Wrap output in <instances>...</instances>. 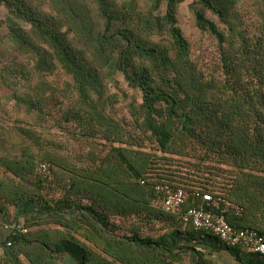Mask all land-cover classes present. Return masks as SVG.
Instances as JSON below:
<instances>
[{
    "label": "trees",
    "instance_id": "trees-1",
    "mask_svg": "<svg viewBox=\"0 0 264 264\" xmlns=\"http://www.w3.org/2000/svg\"><path fill=\"white\" fill-rule=\"evenodd\" d=\"M186 1L156 0L167 5L160 17L121 9L116 0H0L28 26L3 30L0 20V94L11 81L14 104L8 111L0 102V211L37 206L22 221L14 217L4 243L8 264H23L22 257L64 264L68 254L74 264H214L210 257L224 250L242 264H264V256L153 205L159 185L221 196L243 209L225 215L231 226L264 238V0H248L262 19L256 39L235 26V9L246 0H194L199 26L219 44L210 77L190 58L178 25ZM112 69L142 94L129 129L111 114ZM59 70L70 81L63 89L50 80ZM60 130L87 144L82 154L63 146ZM101 141L110 144L104 155L96 153ZM214 155L236 161L229 188L207 181ZM177 156L198 159L188 165L196 171L174 164ZM42 164L50 166L46 178ZM200 201L192 197L184 210Z\"/></svg>",
    "mask_w": 264,
    "mask_h": 264
},
{
    "label": "rangeland",
    "instance_id": "rangeland-1",
    "mask_svg": "<svg viewBox=\"0 0 264 264\" xmlns=\"http://www.w3.org/2000/svg\"><path fill=\"white\" fill-rule=\"evenodd\" d=\"M194 0H187L182 3L178 8V25L182 29L186 39L190 44V58L198 64L200 71L205 73L207 77H210L212 74H215V70L217 69V64L220 63L219 56V44L213 38L208 31H204L198 24L196 15L194 10L191 8ZM116 4L119 5L121 9H126L128 11H134L136 13L142 14H153L154 16L162 17L166 13L167 5L166 3H161L159 6H156V0H116ZM157 7V8H155ZM235 11L237 12L239 18L236 19L235 26H240L238 29H244L247 32V35L251 37V39H256L258 36L257 27L261 25L262 19L259 18V14L257 10L255 12V7L253 5L250 6L249 1H241L239 5L236 7ZM208 18L214 19L216 22L220 24L221 27L225 25L221 24L219 18L217 16L214 17L212 13H207ZM237 18V17H235ZM0 20L4 22L3 30H7L9 25H17L28 27L24 22L17 20L15 17L11 16L8 10L4 7L0 8ZM244 21V22H243ZM237 29V30H238ZM108 76V85H107V94L109 97H112V101L110 102L111 114L119 120L120 123L124 124V128H128L126 124L131 127V124L136 126L133 122V107H139L142 103V94L141 92L132 84H129L124 75L121 72L115 71V69L109 70ZM53 85L56 88L63 89V87L70 82L69 77L62 71L59 70L51 79ZM9 85H12L11 81H8L5 85L1 86V94L0 99H2L1 104L4 105V109L8 111H12L14 109V104L9 102V96L11 95V90L8 89ZM20 90V89H19ZM22 91V90H21ZM43 92H39L38 95H41ZM56 101L59 100V96H55ZM3 113L0 110V117H2ZM66 125V124H65ZM67 127L69 130H74V127L69 125ZM129 131V130H128ZM57 136H59V140L62 142L63 146L69 147L73 146L75 152L78 154H82V149L87 145L86 143H81L79 141L71 140L69 136L60 130L57 131ZM105 146L99 147L96 150V153L99 154L102 152L104 155V147L108 151L110 148V144L104 141H101ZM119 143L116 144L118 146ZM146 151H154L155 144L151 141H146ZM84 153V155L87 153ZM200 154L205 155V152L202 151ZM214 159L211 162H206V166L211 168L215 174L209 180L210 185H216V183H221L226 185L229 188L231 180L238 175V169L235 164V159L232 157H219L218 155L212 156ZM176 163L184 166L191 171H196L191 168L190 165L198 164V159H190L189 157L181 158L177 156L175 158Z\"/></svg>",
    "mask_w": 264,
    "mask_h": 264
},
{
    "label": "built area",
    "instance_id": "built-area-1",
    "mask_svg": "<svg viewBox=\"0 0 264 264\" xmlns=\"http://www.w3.org/2000/svg\"><path fill=\"white\" fill-rule=\"evenodd\" d=\"M39 173L44 177L50 175L49 164H42ZM158 198L153 205L172 214L182 215L184 222L191 223L196 230L209 232L221 242L239 247L250 254L264 256V238L254 229H235L225 219L232 212L240 215L243 209L237 204L221 196L212 194H189L183 189L169 185L156 187ZM192 197H200L201 201L184 210V206Z\"/></svg>",
    "mask_w": 264,
    "mask_h": 264
},
{
    "label": "crops",
    "instance_id": "crops-1",
    "mask_svg": "<svg viewBox=\"0 0 264 264\" xmlns=\"http://www.w3.org/2000/svg\"><path fill=\"white\" fill-rule=\"evenodd\" d=\"M36 207V204L27 202L22 204L16 210L15 207L12 206L11 208L7 207V209L4 211H0V264H8L9 262V259L5 256L6 253L4 243L12 232L11 225L14 221V217L18 215L19 217L17 218V221H22L23 216L34 214L36 212ZM243 253L250 254L244 250ZM210 259L214 264H242L236 252L227 250L215 252L213 256L210 257ZM21 261L23 262V264H29L24 257L21 258ZM244 261L248 264H259L258 261L252 259H247ZM183 264L191 263L189 260H187Z\"/></svg>",
    "mask_w": 264,
    "mask_h": 264
},
{
    "label": "water",
    "instance_id": "water-1",
    "mask_svg": "<svg viewBox=\"0 0 264 264\" xmlns=\"http://www.w3.org/2000/svg\"><path fill=\"white\" fill-rule=\"evenodd\" d=\"M64 264H74V259L70 254L65 256Z\"/></svg>",
    "mask_w": 264,
    "mask_h": 264
}]
</instances>
